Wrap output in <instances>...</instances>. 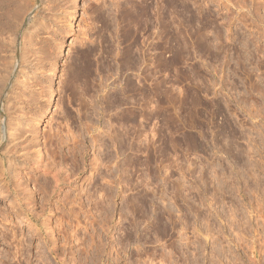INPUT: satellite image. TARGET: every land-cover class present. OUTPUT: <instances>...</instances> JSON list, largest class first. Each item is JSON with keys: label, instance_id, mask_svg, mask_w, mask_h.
Segmentation results:
<instances>
[{"label": "rangeland", "instance_id": "rangeland-1", "mask_svg": "<svg viewBox=\"0 0 264 264\" xmlns=\"http://www.w3.org/2000/svg\"><path fill=\"white\" fill-rule=\"evenodd\" d=\"M176 1L81 0L70 24L73 0H0V100L35 97L22 95V151L38 159L59 132L88 152L77 169L56 149L71 178L47 195L48 154L1 180L0 264H264V0Z\"/></svg>", "mask_w": 264, "mask_h": 264}, {"label": "bare ground", "instance_id": "bare-ground-1", "mask_svg": "<svg viewBox=\"0 0 264 264\" xmlns=\"http://www.w3.org/2000/svg\"><path fill=\"white\" fill-rule=\"evenodd\" d=\"M28 1V0H27ZM49 1V0H48ZM164 1V0H163ZM81 0H73V2H72V5H71V8L68 10V12H67V14H66V21H68L70 24H72L73 23V21L76 19V17H77V15H78V13H79V8H80V5H81ZM143 2H146V1H143ZM150 2V1H149ZM135 3V2H134ZM147 4V3H146ZM146 4H143V5H145L146 6ZM153 4V3H152ZM148 5V4H147ZM142 6V5H141ZM150 6H151V4H150ZM162 6V5H161ZM165 7H170L169 9H173V8H175V7H177V1L176 0H165V5H164ZM138 7V6H137ZM146 7H149V6H146ZM30 8V7H29ZM141 8V7H140ZM150 8V7H149ZM52 9V8H51ZM139 9V8H138ZM146 9H148V8H146ZM168 9V10H169ZM25 10V9H24ZM135 10V9H134ZM159 10V9H158ZM131 11V10H130ZM142 11H144L145 13L147 12V11H145L144 10V6H143V9L141 10V13H143ZM139 13H140V10L138 11ZM19 13V12H18ZM17 13V14H18ZM154 13V12H153ZM164 13V12H163ZM162 13V14H163ZM143 15H145V14H143ZM44 17V16H43ZM137 17V16H136ZM138 17H139V15H138ZM160 18V17H159ZM139 19H141V18H139ZM167 19V18H166ZM42 21V20H41ZM41 21H40V23H41ZM139 21V20H138ZM161 22V21H160ZM164 23H165V25L167 24L166 23V21H163ZM168 22V21H167ZM134 23V22H133ZM172 23V22H171ZM141 24H139V26H140ZM168 25V24H167ZM171 26V25H170ZM145 27V26H144ZM136 28V27H135ZM168 28V27H167ZM171 28V27H170ZM165 29H166V27H165ZM169 29H167L166 30V35L165 36H167V40H169L170 41V39H169V37H170V30L168 31ZM163 32V31H162ZM173 35V34H172ZM174 37V36H173ZM168 41V42H169ZM168 42H166L167 43V45H168ZM165 43V42H164ZM163 44V43H162ZM167 45H165L164 46V53L166 52H170V51H172V49H171V46H167ZM162 47V46H161ZM132 52V51H131ZM165 55V54H164ZM131 56V55H130ZM167 56V55H166ZM27 57V56H26ZM40 58V57H39ZM130 58V57H129ZM24 59V58H23ZM28 60V59H27ZM132 60V59H131ZM169 65V64H168ZM22 70V69H21ZM82 72V71H81ZM58 74H59V71L56 69L54 72H52V84H51V86H49L50 88L48 89V91H46L45 93L47 94V97H46V106H44V109H43V111L40 113V115H38L37 114V112H31V116L28 118V120H31L32 121V119H35L36 117H37V115H38V117H40V120L38 121V124L37 125H39L42 121H45L46 119H47V117L51 114V113H53V111H54V108H55V105H56V103H57V98H58V90H57V88H56V86H54L53 84V82H56L57 81V77H58ZM79 74H80V72L78 73V76H79ZM82 74V73H81ZM84 77V76H83ZM18 81V80H17ZM134 89V88H133ZM136 89V88H135ZM46 90V89H45ZM22 91V90H21ZM8 92V91H7ZM23 93V92H22ZM26 93V92H25ZM22 94L23 95V97H25V98H28L27 100H28V102L29 103H31V102H34V100H35V97L34 96H31L30 94ZM2 94V93H1ZM22 95H21V92H20V90L19 91H17L16 90V88H14L12 91H10L8 94H7V96H6V100H3V102H2V100H0V188H1V190H5L6 188H5V183H3V181H1V180H5V176H6V174H10V175H13V176H15V180L17 181L18 180V178H17V174H18V172H20V169H23V168H27L28 166H30L29 165V162H30V159H32L34 162H35V164H36V166H37V168L39 169L40 167H41V165H43V162H42V160H43V158H44V155H46L47 156V154H48V156L49 157H47V158H50L49 159V161H47L48 162V164H46V167L45 166H43V167H45V168H42V169H44V176H45V178H46V176H48L47 174H51L53 171V169L55 168L56 169V171H54V173L52 174V177H51V175H50V177L52 178V180H47V179H45L44 177V179H45V182H46V180H47V182L45 183V185H43L44 184V179H43V181H41V182H43V184H41V185H43V189H39V190H42V193H45L46 194V192H48V189H47V191H46V189H45V187L44 186H46V187H48L49 188V186H51L52 188H51V190H52V192L53 191H56L57 189H59L60 188V190H61V186H62V184L64 183V182H66V180H68L69 178H71V174L69 173V172H71L70 171V169H69V174H67V176L65 177V178H61L62 176H60V173L62 172L60 169H61V167H59V168H57V165L56 164H54L56 161H55V157H56V155H57V150H58V148L60 147V148H62V147H64V146H67V150H68V153L71 155V157H70V159L73 161V164H75L76 166H77V164H78V166H79V164H80V160L82 159L83 160V163L82 164H84L83 166H81V167H83V168H85L86 167V165H85V162H86V157H87V154H88V152H87V150L86 151H84V153H82V157H81V159L80 158H78V152L80 151L79 149H81V147H82V145L81 144H83L82 142L83 141H81L80 140V138H79V136L77 135V136H72V138H69L68 140L67 139H65L62 135H60L59 134V132H57V134L55 133L54 135H51V136H54V137H56L55 139H56V142H55V146L56 147H58V148H56V149H54L53 147H51V146H53L54 145V141H53V137H50V145H48L47 146V148H46V152H43L42 151V149H40L39 148V150H38V152H39V158L37 159V157H36V159H33V157L27 152V151H22L24 148L22 147V145H23V137L25 136L24 135V132L25 131H27V130H25V122H24V120H26V119H22L23 118V116L25 115L24 113L26 112H24V102H26L25 101V99L22 97ZM43 95H45V94H43ZM1 99V98H0ZM38 101V100H37ZM114 103V102H113ZM24 104V105H23ZM42 104V103H41ZM42 106H43V104H42ZM41 106V107H42ZM43 108V107H42ZM89 111V110H88ZM18 113H21V114H18ZM27 113V112H26ZM134 113V112H133ZM24 114V115H23ZM20 115H23L22 117L20 116ZM6 119H5V118ZM38 117H37V119H38ZM3 122H5L4 124H5V126H3ZM123 122V121H122ZM124 124V123H123ZM25 125V126H24ZM84 125V124H83ZM94 125V124H93ZM136 126V124L134 125V127ZM91 128H92V126H90V125H88V131L90 130L91 131ZM69 131V130H68ZM86 131H87V129H86ZM106 131H108V130H106ZM70 132H71V130H70ZM71 133H73V132H71ZM106 133V132H105ZM133 133H134V131H133ZM70 134V133H69ZM100 134V133H99ZM111 134V133H110ZM64 135V134H63ZM68 135V134H67ZM71 135V134H70ZM73 135H74V133H73ZM107 135V134H106ZM105 135V136H106ZM109 135V134H108ZM112 136H113V134H112ZM70 137V136H69ZM101 137V136H100ZM138 137H139V134H138V132H137V130L135 131V133H134V137L133 138H136V139H138ZM82 139V138H81ZM112 139V138H111ZM6 140V141H5ZM83 140H85V139H83ZM95 141H98L96 138L94 139ZM114 140V139H113ZM102 142H104L103 140H102ZM136 143V142H135ZM4 144V145H3ZM49 144V143H48ZM85 144V143H84ZM102 144H104V143H102ZM3 145V146H2ZM135 146H137V145H135ZM101 147V146H100ZM60 148H59V151H60ZM84 148V147H83ZM86 148V147H85ZM102 148V147H101ZM66 149V148H65ZM62 150V149H61ZM64 150V149H63ZM67 150H65V151H67ZM83 150V149H82ZM103 150V149H102ZM105 150H106V148H105ZM134 150H136V155H137V157L136 158H138V148H134ZM58 151V152H59ZM61 152V151H60ZM59 152V154H61ZM81 153V152H80ZM66 152L64 153V156L63 157H65V156H67L68 154H66ZM36 155V154H35ZM105 155V154H104ZM135 155V156H136ZM37 156V155H36ZM45 156V157H46ZM62 156H59V158L60 157H62ZM35 157V156H34ZM47 158H46V160H47ZM135 158V157H134ZM53 160L54 161V163H51L50 162V160ZM62 160H63V163H64V159L63 158H61ZM68 159H69V156H68ZM100 159V158H99ZM104 159V158H103ZM45 160V159H44ZM51 160V161H52ZM57 160H58V158H57ZM70 160V161H71ZM105 160V159H104ZM69 161V162H70ZM96 161V160H95ZM100 161V160H99ZM135 161V160H134ZM138 161H139V159H138ZM138 161H136L135 163H133V165L135 166V167H139L138 166V163L140 162H138ZM32 162V161H31ZM33 162V163H34ZM61 162V161H60ZM60 162H59V166H61L60 165ZM79 162V163H78ZM102 162V161H101ZM111 162V161H110ZM42 163V164H41ZM44 163H46V161H44ZM92 163H93V161H92ZM34 164V165H35ZM58 164V163H57ZM71 164V163H70ZM91 164V163H90ZM103 164V163H102ZM65 165V164H64ZM68 165V164H67ZM96 165H97V163H96ZM100 165H101V163H98V166L97 167H93L94 169H95V171H99V169H100ZM66 166V165H65ZM73 166V165H72ZM78 166H77V169H78ZM94 166V165H93ZM106 166H108L107 165V163H106ZM112 166V165H111ZM133 166V167H134ZM103 167V166H102ZM101 167V168H102ZM114 167V166H113ZM134 167V168H135ZM63 168V167H62ZM54 169V170H55ZM79 169L81 170V168L79 167ZM139 169V168H138ZM137 168H136V171L138 170ZM26 170V169H25ZM71 170H72V168H71ZM90 170V169H89ZM91 170H92V168H91ZM105 170V169H104ZM108 170V169H107ZM75 171H76V169H75ZM138 172V171H137ZM72 173V172H71ZM77 173V172H76ZM76 173H74V174H76ZM95 173V172H94ZM107 173V172H106ZM64 175V174H63ZM73 176V175H72ZM92 176V175H91ZM98 176V175H97ZM107 176V175H106ZM19 177V176H18ZM30 177H32V176H30ZM37 177V176H36ZM36 177L34 176V178L36 179ZM49 177V178H50ZM99 177V176H98ZM101 177H104V176H101ZM48 178V177H47ZM48 178V179H49ZM90 178V177H89ZM110 178V177H109ZM34 179V180H35ZM39 179H40V177H39ZM91 179H92V177H91ZM101 179V178H100ZM106 179V177H104V179L103 180H105ZM114 179V178H113ZM120 180H118V182L119 181H121V177L119 178ZM73 180V179H72ZM90 180V179H89ZM110 180H112V179H110ZM115 180V179H114ZM6 181V180H5ZM69 181H70V179H69ZM101 181H102V179H101ZM107 181V180H106ZM122 181H123V178H122ZM121 181V182H122ZM18 182H21L20 180H18ZM23 182V181H22ZM36 182V181H35ZM39 182V181H38ZM40 182V183H41ZM90 182V181H89ZM94 182V181H93ZM109 182V181H108ZM113 182V181H112ZM117 182V183H118ZM124 182V181H123ZM7 183V182H6ZM17 183V182H16ZM16 183H15V185H16ZM67 183H68V181H67ZM8 184H9V182H8ZM7 184V185H8ZM14 184V183H13ZM38 184V183H37ZM47 184V185H46ZM121 184V183H120ZM17 185H19V184H17ZM23 185V184H22ZM49 185V186H48ZM119 185V184H118ZM10 186V185H9ZM9 186H7V189H8V192H9ZM102 186V185H101ZM108 186V185H107ZM39 187V186H38ZM95 187V186H94ZM106 187V186H105ZM14 188H16L15 190H17L18 188H19V186H17V187H14ZM41 188H42V186H41ZM6 189V190H7ZM44 189H45V191L46 192H44ZM50 189V188H49ZM96 189H98V188H96ZM101 189H102V191H100V189H99V194L102 196V198L103 199H105L104 198V196L105 195H109V191H107L108 189H105V188H103V186L101 187ZM5 190V191H6ZM13 190V189H12ZM84 190V189H83ZM85 191V190H84ZM83 191V192H84ZM117 191V190H116ZM4 192V191H3ZM2 192V193H3ZM7 192V191H6ZM12 192V191H11ZM11 192H9L10 194H12ZM18 192V191H17ZM51 191H49V193H50ZM2 193H0V194H2ZM9 193L7 194L6 193V198L8 197L9 198V200H10V202H12V203H14L15 205H16V207L20 210V208H21V206L19 207V205L17 204L18 202L16 201H14V199L13 198H11V196H9ZM15 193V192H14ZM21 193V192H20ZM29 193V192H28ZM88 193V192H87ZM4 194H5V192H4ZM70 194V193H69ZM97 194V193H96ZM125 194V193H124ZM17 195V194H16ZM31 195V194H30ZM47 195V194H46ZM45 195V196H46ZM49 195H51V194H49ZM111 195V194H110ZM109 195V196H110ZM114 195H116V193L114 194ZM121 195V194H120ZM3 196V195H2ZM66 196H67V194H66ZM75 196V195H74ZM47 197V196H46ZM71 198V196H67V198H65L66 200H68L69 198ZM124 197V196H123ZM75 198V197H74ZM73 198V200L72 199H70V201L72 200V202H76L77 200H75ZM90 198V197H89ZM34 199V198H33ZM43 199H45V198H43ZM93 200V199H92ZM108 200V199H107ZM23 201V200H22ZM31 201H32V198H31ZM69 201V202H70ZM103 201V200H102ZM9 202V203H10ZM19 202H20V200H19ZM41 202H43V201H41ZM63 202H66V201H63ZM11 203V204H12ZM133 203V202H132ZM131 203V204H132ZM12 205V206H15V205ZM21 204V203H20ZM30 204V206H31V202H28V204L27 205H29ZM32 204H33V202H32ZM34 204H36V201H35V203ZM32 205V206H34V207H36L35 205ZM42 204V203H41ZM97 204V203H96ZM135 204V203H134ZM69 205H71V204H69ZM73 205H74V203H73ZM104 205V204H103ZM106 205V204H105ZM11 206V205H10ZM72 206V205H71ZM136 206V205H135ZM29 207V206H28ZM43 207H45V205L43 206ZM102 207V206H101ZM133 207V206H132ZM12 208H15V207H12ZM31 208V207H30ZM33 208V207H32ZM46 208V207H45ZM72 208V207H71ZM96 208V207H95ZM104 208V207H103ZM6 209V208H5ZM23 209V208H22ZM34 209V208H33ZM38 209V208H37ZM42 209V208H41ZM44 209V208H43ZM75 209V208H74ZM135 209V208H134ZM9 210V209H8ZM7 210V211H8ZM67 210H69V207H68V209ZM99 210H101V208L99 209ZM6 211V212H7ZM10 211V210H9ZM8 211V212H9ZM36 211V210H35ZM44 211V213H45V209L43 210ZM43 211H38L39 213H35L34 211H24L23 213H22V216H23V218L25 219V220H27V221H29V224L31 225V226H34L38 231L40 230V228H43L42 226L44 225L45 227H46V223L45 222H42L41 221V223H42V226H41V224H40V228H39V224H37L38 222H33V219H35V220H37V221H39L40 220V218L39 217H41L42 216V214L41 213H43ZM74 211V210H73ZM73 211H70V212H73ZM76 211V210H75ZM90 211V210H89ZM109 211V210H108ZM1 212H2V210H1ZM35 214H34V213ZM37 212V211H36ZM103 212V211H102ZM107 212V211H106ZM10 213H13V212H10ZM79 214V213H78ZM107 214V213H106ZM105 214V215H106ZM21 215V214H20ZM44 215V214H43ZM76 215V214H75ZM3 216H5V215H3ZM8 217V215H6V217H2V218H7ZM12 217V216H11ZM10 218V217H9ZM8 218V219H9ZM42 218V217H41ZM11 219H13V217L11 218ZM6 220V219H5ZM4 220V221H5ZM3 221V220H2ZM44 221V220H43ZM67 221H69L70 222V220H67ZM97 221V220H96ZM61 224H62V222H61ZM63 224H64V222H63ZM62 224V225H63ZM98 224V223H97ZM64 229L65 228H63L62 227V229H60V230H62L61 232H63L64 231ZM36 230V231H37ZM42 230V229H41ZM40 230V231H41ZM64 232H66V230L64 231ZM64 234V233H63ZM67 236V235H66ZM76 237V236H75ZM66 238V237H65ZM67 242V241H66ZM7 253V255L6 256H8L9 257V253L8 252H6ZM11 254V253H10ZM14 255V254H13ZM40 255V254H39ZM43 255V254H42ZM18 257V256H17ZM44 257V256H43ZM15 258V257H14ZM39 258V257H38ZM41 258V257H40ZM19 259V258H18ZM44 260V258L42 259V261ZM46 261V260H45ZM41 263H43V262H41ZM12 264H23V261H21V260H19V261H17V263H12ZM44 264V263H43Z\"/></svg>", "mask_w": 264, "mask_h": 264}]
</instances>
